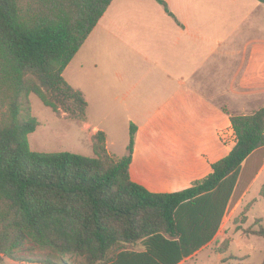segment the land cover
I'll use <instances>...</instances> for the list:
<instances>
[{
    "label": "trees",
    "instance_id": "16d2710c",
    "mask_svg": "<svg viewBox=\"0 0 264 264\" xmlns=\"http://www.w3.org/2000/svg\"><path fill=\"white\" fill-rule=\"evenodd\" d=\"M112 1L0 0V260L182 264L215 240L244 164L264 149V107L232 116L229 154L202 182L170 193L132 180L135 124L122 158L108 154L103 131L95 136L97 157L33 151L31 94L55 112L86 119L85 96L63 74ZM156 1L175 18L165 0ZM27 239L51 253L15 255ZM137 244L142 250L128 248Z\"/></svg>",
    "mask_w": 264,
    "mask_h": 264
},
{
    "label": "rangeland",
    "instance_id": "374dc122",
    "mask_svg": "<svg viewBox=\"0 0 264 264\" xmlns=\"http://www.w3.org/2000/svg\"><path fill=\"white\" fill-rule=\"evenodd\" d=\"M123 73L126 77L119 76ZM63 75L85 96L86 119L55 112L31 94L32 115L38 121L37 130L29 136L31 149L97 157L95 128H100L107 137L108 154L122 158L128 155L131 125L135 124L131 177L154 193L179 192L202 182L212 172V164L235 145L231 117L251 115L263 108H222L211 83L206 91L182 90L173 97V92L156 89L155 75L139 74L130 60L112 59L103 47L90 49L88 43ZM249 158L220 232L183 264H264V149ZM128 248L142 250L141 244ZM14 253L38 259L51 250L27 239ZM69 259L77 264L81 261ZM0 264L31 263L4 255Z\"/></svg>",
    "mask_w": 264,
    "mask_h": 264
},
{
    "label": "crops",
    "instance_id": "0c3cea01",
    "mask_svg": "<svg viewBox=\"0 0 264 264\" xmlns=\"http://www.w3.org/2000/svg\"><path fill=\"white\" fill-rule=\"evenodd\" d=\"M165 1L175 18L156 0H113L67 68L88 43L155 75L156 89L173 97L211 83L222 108L264 107V2Z\"/></svg>",
    "mask_w": 264,
    "mask_h": 264
}]
</instances>
